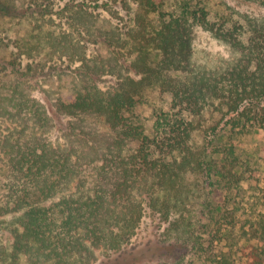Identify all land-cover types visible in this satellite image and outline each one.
I'll return each mask as SVG.
<instances>
[{
  "label": "trees",
  "instance_id": "16d2710c",
  "mask_svg": "<svg viewBox=\"0 0 264 264\" xmlns=\"http://www.w3.org/2000/svg\"><path fill=\"white\" fill-rule=\"evenodd\" d=\"M232 1H28L15 59L45 56L57 131L109 132L49 153L28 127L2 264H264V0ZM193 27L235 56L199 60Z\"/></svg>",
  "mask_w": 264,
  "mask_h": 264
},
{
  "label": "rangeland",
  "instance_id": "374dc122",
  "mask_svg": "<svg viewBox=\"0 0 264 264\" xmlns=\"http://www.w3.org/2000/svg\"><path fill=\"white\" fill-rule=\"evenodd\" d=\"M29 0H0V264L1 255L12 241L10 232L13 218L6 214L13 209L11 195L14 183L18 176H14V160L16 150L22 147L33 137L34 133L43 139L48 152L51 153L59 145L73 146L80 151L94 152L97 155L102 146L107 143L108 128L99 121L78 124L86 127L87 139L76 137L79 135H61L57 131L54 121V101L58 97V82L49 69H40L36 65L44 61L45 56L33 58V68L26 72L25 61L16 58L18 50L17 40L22 39L29 30L21 23L26 24L23 16L27 11ZM230 5L232 0H224ZM219 0H214L217 4ZM241 10L243 8L239 7ZM246 9V7H245ZM252 10V7H247ZM36 28L37 23H34ZM36 33V30H35ZM191 42L196 57L204 60L210 57L211 62L219 60L230 61L235 53L223 42L216 40L209 32L199 27H193L190 31ZM49 65L52 61L48 62ZM21 97L16 101V97ZM19 101V108L17 103ZM151 106H146L142 112L150 121ZM39 119L38 122H33ZM29 127V128H28ZM96 132V135L93 133ZM263 132H255L253 139L256 143H264ZM91 147V150L89 149ZM96 259L92 264H128L130 257L126 254L116 255L99 263L102 258L101 249H96Z\"/></svg>",
  "mask_w": 264,
  "mask_h": 264
}]
</instances>
